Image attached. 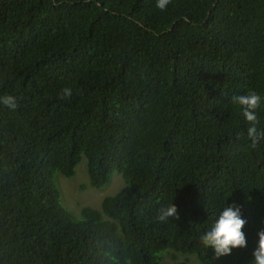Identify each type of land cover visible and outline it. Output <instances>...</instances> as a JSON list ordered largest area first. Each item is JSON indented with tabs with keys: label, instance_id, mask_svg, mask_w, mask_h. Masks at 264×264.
<instances>
[{
	"label": "trees",
	"instance_id": "16d2710c",
	"mask_svg": "<svg viewBox=\"0 0 264 264\" xmlns=\"http://www.w3.org/2000/svg\"><path fill=\"white\" fill-rule=\"evenodd\" d=\"M181 255L264 264V0H0V264Z\"/></svg>",
	"mask_w": 264,
	"mask_h": 264
},
{
	"label": "rangeland",
	"instance_id": "374dc122",
	"mask_svg": "<svg viewBox=\"0 0 264 264\" xmlns=\"http://www.w3.org/2000/svg\"><path fill=\"white\" fill-rule=\"evenodd\" d=\"M120 179L117 173H113L110 176L109 182L102 188L92 189L85 186L87 177L85 172V160L83 157H81L79 163L75 166L71 177L64 178L59 174H55L53 177L55 186L59 191V197L63 208L72 213L73 216L76 215V218L79 216V210L82 207L88 206L98 210L100 201L104 197L115 194L121 187L122 182ZM180 260H186L187 264H197L195 258L191 255L176 256L172 260L166 259L161 264H171Z\"/></svg>",
	"mask_w": 264,
	"mask_h": 264
}]
</instances>
